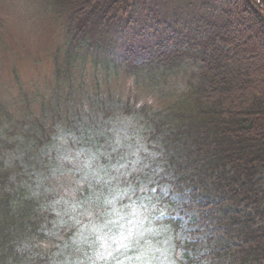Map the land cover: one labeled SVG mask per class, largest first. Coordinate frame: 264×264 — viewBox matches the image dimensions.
Returning <instances> with one entry per match:
<instances>
[{
	"label": "trees",
	"instance_id": "obj_1",
	"mask_svg": "<svg viewBox=\"0 0 264 264\" xmlns=\"http://www.w3.org/2000/svg\"><path fill=\"white\" fill-rule=\"evenodd\" d=\"M45 2L48 10H55L56 19L63 16L66 41L51 58L54 107L45 108L44 97L39 103L38 98L23 94L17 101L12 97L0 103V264L9 260L18 264L15 243L21 237L37 235L46 222L38 200L27 188L36 173L46 176L45 167L49 172V163L40 164L39 145L57 125L95 136L93 131L106 130L109 121L122 112L144 124L160 147L154 168L159 165L162 170L156 183H168L176 191L189 190V200L182 208H211L215 231L226 239H217L215 246L187 264H214L215 260L264 264V127L259 125L264 121V83L258 80L247 88L243 70L255 57L264 55V0ZM94 41L98 46L89 51ZM100 49H105L100 64L108 80L117 78L118 82L123 76L130 80L121 101L109 90L100 91L106 88L102 82L92 80L93 87L88 89L78 81L83 75L79 73L77 79L74 75L86 53L94 58ZM185 58L193 60L192 70L181 69ZM179 77L186 78L182 90L163 91L162 80L172 84ZM132 89L149 98L157 92L171 105L150 113L155 120L146 111L132 112L128 107L121 111V103L131 101L127 94L135 93ZM13 106L17 111L11 110ZM91 113L106 117L97 119L99 130L93 127L96 123L88 122ZM81 115L82 124L71 126L70 118ZM14 143L19 144L18 150L8 158L4 150ZM21 168L31 175L21 174ZM207 187L223 198L195 203L197 192ZM224 203L236 210L241 207L242 212L236 211L230 218L221 213ZM173 224L177 226V222Z\"/></svg>",
	"mask_w": 264,
	"mask_h": 264
},
{
	"label": "clouds",
	"instance_id": "obj_2",
	"mask_svg": "<svg viewBox=\"0 0 264 264\" xmlns=\"http://www.w3.org/2000/svg\"><path fill=\"white\" fill-rule=\"evenodd\" d=\"M109 125L95 136L56 126L49 172L27 185L46 222L15 243L18 264H187L155 145L131 116Z\"/></svg>",
	"mask_w": 264,
	"mask_h": 264
},
{
	"label": "rangeland",
	"instance_id": "obj_3",
	"mask_svg": "<svg viewBox=\"0 0 264 264\" xmlns=\"http://www.w3.org/2000/svg\"><path fill=\"white\" fill-rule=\"evenodd\" d=\"M48 3L45 0H0V103H4L13 97L12 101H17L19 95L28 96L29 99L38 98L37 100L41 103L40 98H45L44 107H54L52 101V93H50L51 87L54 83V69L51 59L56 49L65 44L66 35L63 32L64 22L63 16L56 19L55 10H48ZM54 16V17H53ZM245 24V23H244ZM101 40L106 41L105 37H101ZM109 48L112 49L113 40L110 39ZM106 43V42H105ZM121 45V40H120ZM186 44L182 45L181 48L185 47ZM94 46H98L97 42H93L89 51L94 50ZM180 48V49H181ZM105 49H100L99 53L95 54L94 58H90L88 53L85 62H79V70L74 75L77 76L79 73L83 75L78 81H80L85 88L93 87L92 80L102 82V86L106 87L103 90H109L112 95L118 96V100L121 101L124 97L125 91L128 89L130 80L125 76L123 78L113 79L108 77L102 72L100 62L103 61L102 55ZM120 53H114L112 56L115 57ZM264 54V53H263ZM122 56V50H121ZM97 61L91 63V61ZM193 62L192 59L185 58L181 69L193 68L189 67ZM91 63V64H90ZM198 65V64H197ZM246 76L251 74L250 79L245 76L247 81V88L252 87L256 81L261 80L264 83V55L255 57V61L248 65L247 68L243 69ZM96 78H93L95 77ZM63 77V75H61ZM122 77V76H121ZM127 79V80H126ZM186 78L179 77L172 84H165L162 80L161 86L164 92L171 93L170 90H174L177 93L182 90L183 84ZM75 81V80H74ZM73 81V82H74ZM119 83V85H118ZM242 82H238L240 87H243ZM135 93L127 94L130 97V102L121 103V111L126 107L132 112L146 111L148 116L155 120L151 115L153 111L158 109L167 108L171 105V101L168 102L164 96L158 97L157 92L153 98L146 96L143 91L131 90ZM243 91L241 95H243ZM157 101H155L154 100ZM106 101V98H104ZM123 102V101H122ZM140 106H137V105ZM80 105V103H79ZM88 106V105H87ZM86 106V107H87ZM21 107V106H18ZM82 106L83 108H86ZM124 107V109H123ZM63 109V107H62ZM12 111H17V108L13 106ZM85 112H83V115ZM106 114V111L103 112ZM65 112L62 110L61 117H65ZM70 116H73L70 114ZM127 116L124 112L121 113V117ZM80 117L70 118L71 126H76L81 123ZM99 118H106L103 116H96V113L89 115V124H93V127L99 130L101 127L98 124ZM141 118V117H140ZM141 121V120H140ZM159 121V120H156ZM142 123V122H141ZM140 124V123H139ZM259 125L264 127V121L259 122ZM110 126V125H109ZM108 126V127H109ZM144 127V135L150 141L149 147L154 144L153 151L159 150L160 147L155 144L153 138L148 135V132ZM264 131V130H263ZM97 135L98 133H95ZM52 133L47 141L39 145L38 153H42L40 164L41 166L45 163H49V158L45 155V146L51 142ZM19 144H13V147L9 150H4L7 157H14L15 151L18 150ZM21 174L25 173V176L31 175L30 171L21 168ZM45 174L48 173V169L45 167ZM37 174V173H36ZM31 181V180H30ZM167 184L168 183H164ZM264 188V184H262ZM223 198L220 192H214L213 188L207 187L206 190H199L197 192V198L195 203H204L210 199ZM189 199V190L181 189L176 191L170 187L169 195L165 198V202L173 207L179 214L172 219L173 222H177V229L181 230V235L187 240L185 247V259L188 261L190 258H196L200 253H205L210 247L217 244V239H222L224 242L226 239L221 234L215 231V225L213 224L215 217L213 214L209 215L211 208H201L193 205L191 209H183L182 204L186 203ZM242 212V208L239 207L237 210L224 203L221 207V213L233 217L234 212ZM247 210L244 214H247ZM207 217V220L204 219ZM214 264H225V262H218L215 260ZM204 264V262H201Z\"/></svg>",
	"mask_w": 264,
	"mask_h": 264
}]
</instances>
